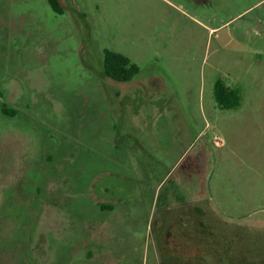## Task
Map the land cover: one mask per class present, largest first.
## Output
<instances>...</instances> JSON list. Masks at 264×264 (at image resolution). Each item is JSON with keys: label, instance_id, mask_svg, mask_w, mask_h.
Returning a JSON list of instances; mask_svg holds the SVG:
<instances>
[{"label": "rangeland", "instance_id": "obj_1", "mask_svg": "<svg viewBox=\"0 0 264 264\" xmlns=\"http://www.w3.org/2000/svg\"><path fill=\"white\" fill-rule=\"evenodd\" d=\"M56 1L0 0V264H264V0Z\"/></svg>", "mask_w": 264, "mask_h": 264}, {"label": "trees", "instance_id": "obj_2", "mask_svg": "<svg viewBox=\"0 0 264 264\" xmlns=\"http://www.w3.org/2000/svg\"><path fill=\"white\" fill-rule=\"evenodd\" d=\"M53 9L59 10L56 0H49ZM103 69L105 76L116 81H128L137 72L138 67L130 59L112 50H104ZM214 98L217 104L224 109L237 107L240 103L238 89L226 86L222 81L217 80L214 85Z\"/></svg>", "mask_w": 264, "mask_h": 264}]
</instances>
